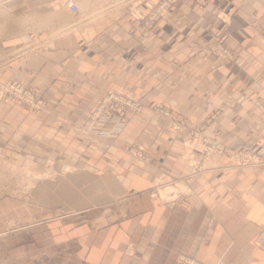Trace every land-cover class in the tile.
Instances as JSON below:
<instances>
[{
	"label": "crops",
	"instance_id": "crops-1",
	"mask_svg": "<svg viewBox=\"0 0 264 264\" xmlns=\"http://www.w3.org/2000/svg\"><path fill=\"white\" fill-rule=\"evenodd\" d=\"M67 2L0 0V79L33 87L50 109L35 115L0 103V157L51 159L58 170L34 184L30 211L26 200L0 194V222L35 218L5 232L6 264H180L181 256L264 264V247L253 242L264 225V167L224 168L213 153L193 173L181 158L183 136L213 110L199 133L230 149L258 136L264 160V117L252 102L264 99V0H208L205 9L178 0L177 28L162 18L146 38L131 31L128 10L96 28L76 23ZM216 33L232 61L200 52ZM107 90H130L143 108L126 116L116 147L90 143L77 128ZM155 102L185 117L186 128L172 132ZM131 142L146 146L148 165L135 167L117 146ZM168 177L166 185L189 192L152 197ZM56 208L64 212L51 215Z\"/></svg>",
	"mask_w": 264,
	"mask_h": 264
},
{
	"label": "rangeland",
	"instance_id": "rangeland-1",
	"mask_svg": "<svg viewBox=\"0 0 264 264\" xmlns=\"http://www.w3.org/2000/svg\"><path fill=\"white\" fill-rule=\"evenodd\" d=\"M177 1L178 0H156L154 3H152V1L150 0H92L88 3V1L86 0H81V3L77 1V5L79 6L74 15L75 22L81 23V25L94 24L96 28H100L117 19L123 12L128 10L130 15V23L132 25L131 31L137 32L140 36L146 38L150 36V33L154 26L162 18H165V20L169 21L174 27L181 23L179 20V12L176 7ZM98 2L100 3V6ZM193 2L195 4V7L199 9H205L208 5V0H193ZM141 4L145 5L147 11L142 10ZM163 7L165 8L163 9ZM136 11L139 13V18H141V16H143V18H147V16L152 12H155L156 16H158L147 35H142L139 33V31H141L140 24H137L134 21L133 16V13H135ZM170 13L171 17L167 18ZM180 28L185 27L180 26ZM186 32L189 33L188 30L184 31V33ZM200 52H207L217 57L225 58L229 61H232L235 55L234 51L224 42V37L220 33H216V38L208 42L206 46L202 50H200ZM3 59L4 57L1 55L0 61ZM0 81H3V79H0ZM25 91L28 92L29 98H26L23 94L21 96H12L5 93L0 97V103H8L14 105L15 107L25 108L35 115L49 114L50 109L48 100L44 96L39 95L38 90ZM252 102L259 114L264 117V99L256 96L255 98H253ZM101 103H103L104 106L107 107H105L106 109L104 110V107H102L97 111ZM121 103L131 104L133 106H136L137 109L134 110L132 108H128L121 118V125H119V127H114L115 120L110 116L115 115V111H113V109L116 105ZM163 107V102H155L152 105V109L154 111L170 118L171 121L169 126L172 132L179 133L181 132V130H184L186 128V118L184 116V118H181L182 115L180 117L177 116L178 114L176 113L167 112ZM141 108L142 102L130 90H107L95 100L91 108L86 113V122L84 124H77L78 131L81 133V136H83V138L90 143H95L102 147H116L115 144L110 142L115 139L116 136H120L124 132L126 116H132L137 112L140 113V111L143 109ZM105 113L109 114V116H106V118ZM214 116L215 112H213V110L208 111L207 114H205V116L203 117L204 120L202 121L201 125L199 127L196 126L197 128H192V130L189 132V137H186L185 135L183 136L182 140L184 153L181 154V158L191 165V171L193 173L205 171L209 157L213 153H219L224 156L225 161L222 165L224 168L248 167L253 168L257 171L261 170L264 167V160L262 159L260 152L257 150L259 140L258 136H254L252 142L245 144L241 148L230 149L217 141V138H210L203 133H199L200 131L205 129L206 125L212 118H214ZM178 121L183 122V126L178 129L173 128V124ZM1 124L2 121L0 120V125ZM167 129L168 128H166V130ZM196 144L200 145V150L197 153L194 152V147ZM117 146H119V149L122 150L125 155L130 158L131 164L135 167L141 168L150 163L151 153L148 152L146 146L141 142H131L128 144L123 143ZM130 149L133 150L130 151ZM139 151L145 154V161L141 156H137L135 154V152ZM228 153L230 154L228 155ZM235 155L238 156L236 157ZM243 158L246 160H244ZM54 165L55 164L51 159L40 161L26 156L22 159L0 157V186H3L4 184V187L0 190V194L10 196L17 200L19 198L24 199L28 204V210H32V203L35 202L32 193L34 184L40 179L54 178L58 172L57 168ZM169 179V177L167 179H161L162 181L155 184L153 189L155 187L162 188V186H165L169 183ZM171 181H175V179L172 178ZM187 192L189 191H184L183 193ZM160 195L163 196L161 192ZM62 212H64V210L61 211L60 208H56L51 211L50 214L54 215V213ZM13 217L11 216L10 219H4V221L0 222V264H6L5 248L9 240L8 237L5 236V232L15 226L35 220V218H32L34 216L22 218L23 220Z\"/></svg>",
	"mask_w": 264,
	"mask_h": 264
},
{
	"label": "built area",
	"instance_id": "built-area-1",
	"mask_svg": "<svg viewBox=\"0 0 264 264\" xmlns=\"http://www.w3.org/2000/svg\"><path fill=\"white\" fill-rule=\"evenodd\" d=\"M164 4V2H163ZM67 6L70 10H72L73 12H76L78 10V6L76 4V2L74 0H68L67 2ZM165 7H163L164 9ZM134 16V21L137 24H140V29L141 31H139L140 34L142 35H147L149 33V30L151 29L153 23L155 22L156 18L158 16H156L155 12H152L151 14H149L147 16V18H143V16H141V18H139V13L136 11L135 13H133ZM26 37L29 39V41L32 40V35L31 34H26ZM25 90H35L33 87L28 86L27 84L23 83L20 80L17 79H6L3 81H0V97L7 93L9 95L12 96H21L22 94L25 95L26 98H29V94L27 91ZM102 107L103 110L106 109L103 103H101V105L98 107L97 111L99 109H101ZM128 108H132V109H137L136 106H133L131 104H127V103H121L115 106V108L113 109V111H115V115H112L110 117H112L115 122H114V127H119V125H121L120 123L122 122L121 118L123 117V115L125 114V111ZM140 109V108H139ZM138 109V110H139ZM106 116H109V114L105 113V118ZM181 126H183V122L178 121L176 123L173 124V128H180ZM133 149H130V151H132ZM135 154L137 156H141L142 158H146L145 154L141 151L139 152H135ZM160 188L155 187L153 190L150 191V195L153 196H159V198L161 197L160 195ZM182 191L178 190L177 192H175L174 194L171 193L170 194V198H178V194H181ZM180 202L183 204H185L184 200L181 199ZM254 244L257 247L263 248L264 247V225H262L258 231V233L256 234V236L254 237L253 240ZM179 262H181L182 264H197L196 261L183 257L181 256L179 259ZM222 262H220L219 264H221Z\"/></svg>",
	"mask_w": 264,
	"mask_h": 264
},
{
	"label": "bare ground",
	"instance_id": "bare-ground-1",
	"mask_svg": "<svg viewBox=\"0 0 264 264\" xmlns=\"http://www.w3.org/2000/svg\"><path fill=\"white\" fill-rule=\"evenodd\" d=\"M98 1V0H97ZM88 3H89V1H88ZM99 3V2H98ZM99 6H100V3H99ZM98 12H99V9H98ZM135 110V109H134ZM133 111V110H132ZM72 124V123H71ZM79 127V126H78ZM85 129V128H84ZM216 143H218V142H216ZM213 146H214V144H213ZM219 147V146H218ZM213 148V147H212ZM211 149V148H210ZM227 149V148H226ZM248 149V148H247ZM204 150V149H203ZM216 150V149H215ZM243 150V149H242ZM188 151V150H187ZM208 151V150H207ZM224 151V150H223ZM227 151V150H226ZM211 152V151H210ZM229 152V151H228ZM246 152V151H245ZM207 153V152H206ZM225 153V152H224ZM244 153V152H243ZM187 154V153H186ZM203 154V153H202ZM227 154V153H226ZM230 153H228V155H229ZM233 156V155H232ZM236 156V155H235ZM238 156V155H237ZM236 156V157H237ZM203 157V156H202ZM227 158V157H226ZM235 158V157H234ZM241 158V157H240ZM142 159V158H141ZM144 159V158H143ZM207 159V158H206ZM229 159V158H228ZM244 159V158H243ZM205 160V159H204ZM233 160V159H232ZM244 160H246V159H244ZM138 161V160H137ZM144 161H145V159H144ZM147 161V160H146ZM139 162V161H138ZM241 162H243V161H241ZM248 162V161H247ZM245 165V164H244ZM165 176V175H164ZM159 178V177H158ZM167 183V182H166ZM175 183H177V182H175ZM164 184V183H163ZM180 187V186H179ZM178 189L179 188H177L175 185H166V186H163L162 188H160V192H161V194L163 195V196H165V195H168L170 192H176V191H178ZM180 190V189H179ZM186 190V189H185ZM181 191V190H180ZM184 191V190H183ZM186 192V191H185ZM182 194H183V192H182ZM162 196V197H163ZM178 196V195H177ZM180 256V255H179ZM178 256V257H179ZM191 259V258H190ZM180 264H181V262H180Z\"/></svg>",
	"mask_w": 264,
	"mask_h": 264
}]
</instances>
